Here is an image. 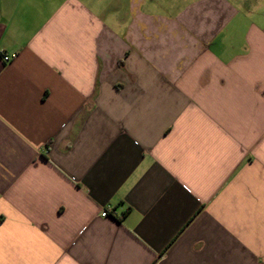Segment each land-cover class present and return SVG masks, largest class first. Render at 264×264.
I'll use <instances>...</instances> for the list:
<instances>
[{
  "label": "crops",
  "instance_id": "1",
  "mask_svg": "<svg viewBox=\"0 0 264 264\" xmlns=\"http://www.w3.org/2000/svg\"><path fill=\"white\" fill-rule=\"evenodd\" d=\"M0 264H264V0H0Z\"/></svg>",
  "mask_w": 264,
  "mask_h": 264
},
{
  "label": "built area",
  "instance_id": "2",
  "mask_svg": "<svg viewBox=\"0 0 264 264\" xmlns=\"http://www.w3.org/2000/svg\"><path fill=\"white\" fill-rule=\"evenodd\" d=\"M13 57L14 56H4V61L5 62H10L12 59H13ZM109 208H106V209H104L103 211H102V213H101V216L102 217H107L108 215H109Z\"/></svg>",
  "mask_w": 264,
  "mask_h": 264
}]
</instances>
